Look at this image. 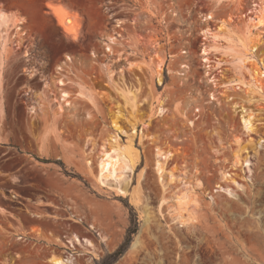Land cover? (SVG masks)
<instances>
[{
	"label": "rangeland",
	"instance_id": "374dc122",
	"mask_svg": "<svg viewBox=\"0 0 264 264\" xmlns=\"http://www.w3.org/2000/svg\"><path fill=\"white\" fill-rule=\"evenodd\" d=\"M132 2L85 5L84 12L66 5L81 20V37L73 40L47 1L0 0L12 23L0 27L8 28L0 42V264H52L50 257L65 254H73L72 264H102L125 241L132 212L137 231L109 264H264V30L248 33L234 17L249 12L252 0L220 7L214 0ZM208 12L214 19L204 20ZM232 16L242 26L232 20L229 26L244 40L234 45L235 56H245V43L262 44L248 64L208 66L203 32ZM116 32L124 43L107 50L105 41ZM121 51L145 62L161 54L166 64L162 83L146 64L127 71L129 83L142 84L147 137L134 139L139 158L133 168L126 163L102 181L96 176L101 144L115 132L117 107L127 110L126 100L104 85L103 64ZM65 72L89 83L94 97H73L61 109L57 78ZM64 87L76 91L72 83ZM160 102L167 111L155 116ZM242 107L254 131L245 128ZM120 123L118 141L125 145L130 126ZM157 147L173 152L167 161L173 179L161 180ZM234 153L249 162H236ZM181 185L195 200L191 217L177 216L174 193ZM75 234L96 248L66 246Z\"/></svg>",
	"mask_w": 264,
	"mask_h": 264
},
{
	"label": "bare ground",
	"instance_id": "6f19581e",
	"mask_svg": "<svg viewBox=\"0 0 264 264\" xmlns=\"http://www.w3.org/2000/svg\"><path fill=\"white\" fill-rule=\"evenodd\" d=\"M215 6L220 7L224 4V2L229 0H214ZM48 7L51 9L52 14L56 18V21L58 25L62 28L64 34L73 40H78L81 37V32L79 30V25L77 22H80V19H77L79 16H76V11L72 10V7L66 6L65 3L62 2H49L48 1ZM238 13V12H237ZM241 13V12H240ZM8 15L6 12L2 11L0 12V27H8L12 23L8 19ZM7 17V18H6ZM238 18V20H241V24L244 23V28L249 33L253 29H260L264 30V0H259V4L255 7H251L249 12L241 13L240 15L234 16ZM233 16L229 17L228 20L221 21L222 23L217 25V27L206 28L204 30V38L206 41L203 42V46L201 47L202 50V56L203 60L206 62H209L208 66H218L221 64H227L229 61H237L239 64H248L251 62V55H253L256 50L258 49L259 45L262 44L261 41H248L249 43H245L246 45V52L245 56L239 57L235 56L233 54L234 51V45L238 43L240 40L241 42L242 38L240 37L241 33L237 29H234V27L229 26V21L232 20L233 23H236V26H242L240 25ZM211 18L214 19V12H208L205 14L204 20H210ZM78 21H77V20ZM80 20V21H79ZM10 22V23H9ZM14 23V22H13ZM19 23H22V20H20ZM10 24V25H9ZM17 24V23H16ZM81 26V25H80ZM233 26V24H232ZM235 26V27H236ZM0 29V42L5 44L6 37H2L1 33L5 32L7 33L6 28ZM17 29H21V25H16ZM244 30V29H243ZM242 31V30H241ZM3 38V41H1ZM248 39V38H247ZM122 38V33L116 32L115 34H111L108 36L106 42V48L108 50L113 49V45L116 43H124ZM154 47H157L155 45ZM217 52H223L225 55H227V58L216 56L215 59H212L211 55L216 54ZM125 51H121L117 53L119 55V58L112 59L110 58L109 61L103 64L104 68V85L111 89L112 91L116 92V94L120 95L122 98H124L127 102L126 112H123L122 108L120 109L117 107V110H115L113 118H112V126L114 127V133L108 135L107 139L103 141L101 144V153L98 157V165L99 170L96 174L99 180H102L104 178H109V176L118 175V172L121 171L123 168H126L125 164L129 163L130 166L133 168L139 158V150L134 145V139L136 137H139L140 142L143 141L145 135V128L149 127V123L142 122L140 118V106L143 105V102L138 101V95L141 93L142 84L140 80L138 79V83L131 82L129 83L127 80V71L130 73L134 71V69L143 70L145 66H148V68L153 72L155 77L158 79L160 83H162L163 79V68L164 64H166V59L161 54H158L156 56H151L150 61L145 62L142 60H130L129 55H136V53H128L126 57L124 56ZM114 54V52H113ZM164 55V54H163ZM68 56V55H67ZM171 57L174 55L171 54ZM70 58V56H69ZM238 59V60H237ZM114 62H111V61ZM121 60H125L123 64L118 65L116 64L121 63ZM67 62V60L64 61V63ZM117 62V63H116ZM114 64V65H113ZM143 64H146L145 66ZM148 64V65H147ZM149 64H156L154 67L149 66ZM261 67L264 69V61L261 62ZM147 68V67H146ZM59 70H64L62 65H58ZM69 72V71H68ZM61 73V72H59ZM264 73V70L262 71ZM260 74L259 72H251V78L254 80L255 83H257V77L256 75ZM263 76V75H261ZM67 79V80H66ZM68 83H72L76 87V91H72L68 88H65L64 86ZM57 84L59 93H60V102H61V109L65 106H69L72 104V98H88L92 99L91 90L89 88V83H86L83 78L75 79L69 76V73L65 72L62 73V75L58 76L57 78ZM259 87L260 84H256ZM121 98V99H122ZM122 105V104H119ZM167 111V108L163 105L162 102L158 105L155 116H163ZM243 111V120H244V126L249 130H255L253 128L252 124V115L250 112L245 109V107H242ZM252 113V112H251ZM125 121V123H128V126H130V137L127 141V144L122 145L118 141V134L120 132H124L123 127L121 126V121ZM120 137V136H119ZM147 137V136H146ZM150 138V137H149ZM152 139V138H151ZM152 143V141H151ZM157 149V169L159 171V176L161 180L164 182L165 175H168V178L173 179L174 173L171 171V169L168 170V164L167 161L171 159L173 156L172 151L163 152L160 151L159 147ZM234 158L236 162H241L240 154L234 153ZM241 160V161H240ZM249 162V158L244 157L243 161ZM124 170V169H123ZM97 180V179H96ZM101 181V183H102ZM100 182V181H98ZM186 185V184H185ZM182 186V185H181ZM117 186L116 188H118ZM115 188V189H116ZM121 189V187H120ZM119 190V189H118ZM117 190V191H118ZM176 190V189H175ZM124 191V189H123ZM123 191H121L123 193ZM120 192V191H119ZM127 191H124V194ZM172 194V193H171ZM176 196V205L178 209L180 210V213L177 214V216L185 217L186 213L191 217L194 214V210H190V206L192 205V201L194 200L193 195L191 194V191L186 186L179 187L176 192L174 193ZM173 194V195H174ZM134 199V198H133ZM165 200V199H164ZM195 201V200H194ZM193 201V202H194ZM196 206V205H194ZM185 211V213H184ZM184 219V218H183ZM182 220V219H181ZM185 220V219H184ZM66 246H74L75 244H80L87 248L89 251L92 252L93 248H96V243L89 237H79L77 234H75L73 237L68 236L66 240L64 241ZM52 264H72L73 263V254H65L60 255L59 257H50L49 259Z\"/></svg>",
	"mask_w": 264,
	"mask_h": 264
},
{
	"label": "trees",
	"instance_id": "16d2710c",
	"mask_svg": "<svg viewBox=\"0 0 264 264\" xmlns=\"http://www.w3.org/2000/svg\"><path fill=\"white\" fill-rule=\"evenodd\" d=\"M42 161L44 162H50L51 160L49 159H41ZM68 175H71V176H79L78 174H72V173H69L67 171H65ZM131 210H133L131 208ZM132 215V226L129 228V231H128V234L126 236V239L125 241L123 242V244H121V246L116 250L114 251L113 253L109 254L106 258L103 259L102 261V264H109V263H112L114 262L115 260H117L124 252L125 250L128 248L129 244H130V241L132 239V234H134L136 231H137V217H136V214L135 213H131Z\"/></svg>",
	"mask_w": 264,
	"mask_h": 264
},
{
	"label": "crops",
	"instance_id": "0c3cea01",
	"mask_svg": "<svg viewBox=\"0 0 264 264\" xmlns=\"http://www.w3.org/2000/svg\"><path fill=\"white\" fill-rule=\"evenodd\" d=\"M50 2H62L65 5L73 6L75 9L84 12L83 6L85 5H104L109 3V1L114 2L116 4L120 3H134L132 0H45Z\"/></svg>",
	"mask_w": 264,
	"mask_h": 264
},
{
	"label": "built area",
	"instance_id": "2783aa9c",
	"mask_svg": "<svg viewBox=\"0 0 264 264\" xmlns=\"http://www.w3.org/2000/svg\"><path fill=\"white\" fill-rule=\"evenodd\" d=\"M258 4H259V0H252V2H251L252 7H255ZM250 9H251V7L249 8V11H250ZM106 49L108 50V48H106Z\"/></svg>",
	"mask_w": 264,
	"mask_h": 264
}]
</instances>
